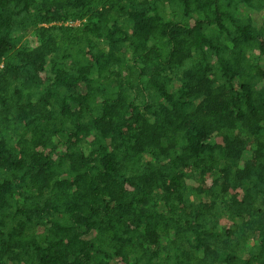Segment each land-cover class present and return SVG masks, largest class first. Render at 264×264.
Instances as JSON below:
<instances>
[{"label": "trees", "instance_id": "obj_1", "mask_svg": "<svg viewBox=\"0 0 264 264\" xmlns=\"http://www.w3.org/2000/svg\"><path fill=\"white\" fill-rule=\"evenodd\" d=\"M0 264H264V0H0Z\"/></svg>", "mask_w": 264, "mask_h": 264}, {"label": "rangeland", "instance_id": "obj_2", "mask_svg": "<svg viewBox=\"0 0 264 264\" xmlns=\"http://www.w3.org/2000/svg\"><path fill=\"white\" fill-rule=\"evenodd\" d=\"M240 10H241V14H243V15H246V14H248L250 12V10L248 8L244 7V6H242ZM77 24L78 23H75L74 25H77ZM178 86H179V84L176 83L175 87H178Z\"/></svg>", "mask_w": 264, "mask_h": 264}]
</instances>
